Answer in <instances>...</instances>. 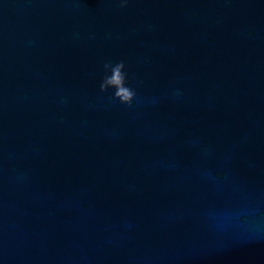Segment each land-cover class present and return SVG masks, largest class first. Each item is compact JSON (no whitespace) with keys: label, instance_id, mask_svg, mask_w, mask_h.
Segmentation results:
<instances>
[{"label":"water","instance_id":"95a60500","mask_svg":"<svg viewBox=\"0 0 264 264\" xmlns=\"http://www.w3.org/2000/svg\"><path fill=\"white\" fill-rule=\"evenodd\" d=\"M0 264H264V0H0Z\"/></svg>","mask_w":264,"mask_h":264},{"label":"clouds","instance_id":"9594fccd","mask_svg":"<svg viewBox=\"0 0 264 264\" xmlns=\"http://www.w3.org/2000/svg\"><path fill=\"white\" fill-rule=\"evenodd\" d=\"M127 3L128 0H120V7H126ZM124 68L125 65L122 61L115 64L105 63L103 65L105 75L99 85V89L101 93L112 89L113 93L111 98L113 101H118L120 105L131 107L133 100L136 98V92L127 85V74ZM203 154L208 156L210 150L205 148ZM201 176L212 185H218L221 182V178L211 170L206 169L202 171ZM204 215L208 226L217 233L226 232L232 224L239 221L237 214L226 213L215 207L208 208Z\"/></svg>","mask_w":264,"mask_h":264}]
</instances>
